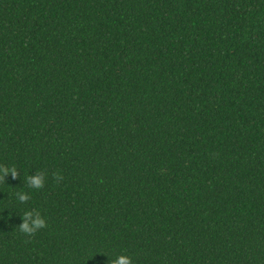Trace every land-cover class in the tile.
Here are the masks:
<instances>
[{
	"label": "trees",
	"instance_id": "1",
	"mask_svg": "<svg viewBox=\"0 0 264 264\" xmlns=\"http://www.w3.org/2000/svg\"><path fill=\"white\" fill-rule=\"evenodd\" d=\"M0 165V264H264V0H0Z\"/></svg>",
	"mask_w": 264,
	"mask_h": 264
},
{
	"label": "clouds",
	"instance_id": "2",
	"mask_svg": "<svg viewBox=\"0 0 264 264\" xmlns=\"http://www.w3.org/2000/svg\"><path fill=\"white\" fill-rule=\"evenodd\" d=\"M11 175L13 179L18 176V171L15 167H5L0 165V179L5 180L7 176ZM56 179H62V177L57 176ZM25 182L30 188L40 189L43 188L45 177L41 173H35L34 175H28L25 178ZM18 202L24 203L29 199V195L25 192L16 193ZM22 223L19 228L22 232L26 234H33L38 229L46 227V220L39 213H33L31 211H25L23 213ZM111 264H131V259L125 255L117 256L111 261Z\"/></svg>",
	"mask_w": 264,
	"mask_h": 264
}]
</instances>
